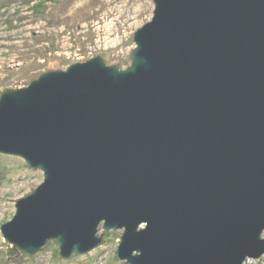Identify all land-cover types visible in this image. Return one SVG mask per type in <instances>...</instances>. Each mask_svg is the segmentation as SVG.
<instances>
[{
  "label": "water",
  "instance_id": "obj_1",
  "mask_svg": "<svg viewBox=\"0 0 264 264\" xmlns=\"http://www.w3.org/2000/svg\"><path fill=\"white\" fill-rule=\"evenodd\" d=\"M124 69L101 56L0 93V154L43 182L3 239L126 264L264 256V0H153Z\"/></svg>",
  "mask_w": 264,
  "mask_h": 264
},
{
  "label": "rangeland",
  "instance_id": "obj_2",
  "mask_svg": "<svg viewBox=\"0 0 264 264\" xmlns=\"http://www.w3.org/2000/svg\"><path fill=\"white\" fill-rule=\"evenodd\" d=\"M153 10V0H0V93L97 56L107 65L128 67L134 31L151 20ZM0 165L9 174L0 187L1 226L14 216L15 202L43 182V174L14 156L0 154ZM100 234L107 235L104 242L87 254L63 260L52 242L24 264H126L117 258L122 230ZM10 247L0 232V262L8 259ZM244 264H264V256Z\"/></svg>",
  "mask_w": 264,
  "mask_h": 264
},
{
  "label": "trees",
  "instance_id": "obj_3",
  "mask_svg": "<svg viewBox=\"0 0 264 264\" xmlns=\"http://www.w3.org/2000/svg\"><path fill=\"white\" fill-rule=\"evenodd\" d=\"M13 1L15 0H8V3L10 4L11 2L13 3ZM36 0H27L28 4H31L32 2H34ZM8 171L5 167L0 165V187L1 185L4 183V181L8 180ZM104 237H106L107 235H103ZM49 245H52V242H48ZM47 244V245H48ZM48 245V246H49ZM48 246L45 247V249L48 248ZM7 257L8 259H11L13 264H24V262L27 260L26 257H24L23 255L19 254L14 248L10 247L7 251ZM2 260V262H0L1 264H8V262H10L9 260Z\"/></svg>",
  "mask_w": 264,
  "mask_h": 264
}]
</instances>
